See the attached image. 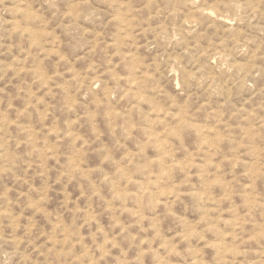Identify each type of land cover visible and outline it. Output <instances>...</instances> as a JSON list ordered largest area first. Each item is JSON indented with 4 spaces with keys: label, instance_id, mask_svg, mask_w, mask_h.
Listing matches in <instances>:
<instances>
[{
    "label": "rangeland",
    "instance_id": "374dc122",
    "mask_svg": "<svg viewBox=\"0 0 264 264\" xmlns=\"http://www.w3.org/2000/svg\"><path fill=\"white\" fill-rule=\"evenodd\" d=\"M0 264H264V0H0Z\"/></svg>",
    "mask_w": 264,
    "mask_h": 264
}]
</instances>
